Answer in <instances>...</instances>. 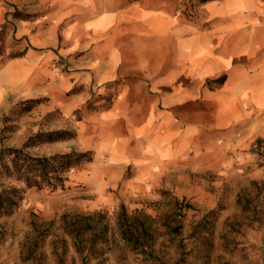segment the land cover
I'll return each mask as SVG.
<instances>
[{
    "label": "crops",
    "instance_id": "0c3cea01",
    "mask_svg": "<svg viewBox=\"0 0 264 264\" xmlns=\"http://www.w3.org/2000/svg\"><path fill=\"white\" fill-rule=\"evenodd\" d=\"M183 2L52 0L18 24L27 54L1 69L0 90L70 108L103 94L90 118L131 167V193L229 175L264 136V0H208L191 17Z\"/></svg>",
    "mask_w": 264,
    "mask_h": 264
},
{
    "label": "rangeland",
    "instance_id": "374dc122",
    "mask_svg": "<svg viewBox=\"0 0 264 264\" xmlns=\"http://www.w3.org/2000/svg\"><path fill=\"white\" fill-rule=\"evenodd\" d=\"M51 2L0 0V71L27 54L16 56L28 49L20 21L37 19ZM197 7L184 0L179 10L191 17ZM102 95L70 108L51 95L0 90V149L30 142L36 155L93 153L68 171L65 189L26 188L14 212L0 217V264H264V136L229 175L208 173L193 187L183 182L184 195L173 179L154 197L131 193V167L112 162L104 130L90 118L108 105ZM52 131L63 138L37 136ZM123 206L145 224L141 239L123 238ZM87 223L93 228L84 230Z\"/></svg>",
    "mask_w": 264,
    "mask_h": 264
},
{
    "label": "trees",
    "instance_id": "16d2710c",
    "mask_svg": "<svg viewBox=\"0 0 264 264\" xmlns=\"http://www.w3.org/2000/svg\"><path fill=\"white\" fill-rule=\"evenodd\" d=\"M196 3L208 0H192ZM16 54L24 55L26 52ZM224 76L210 80L211 83L221 85ZM64 132L52 131L39 133L37 136L45 140L62 139ZM43 137V138H42ZM30 142L22 147H4L0 149V217L12 214L15 208L24 199L26 188L37 189H65L66 182L69 179L68 171L83 163V161L93 160V153L86 152H65L63 154H52L48 156L36 155L28 151ZM16 180L20 184L13 183ZM118 224L121 228L123 238L141 239V233L144 231V223L138 219L131 218L123 206L119 213ZM142 224L143 226H140ZM79 225L77 228H80ZM84 230L92 229L93 226L85 224ZM83 230V229H82ZM80 232V230H78ZM76 232V233H79Z\"/></svg>",
    "mask_w": 264,
    "mask_h": 264
}]
</instances>
